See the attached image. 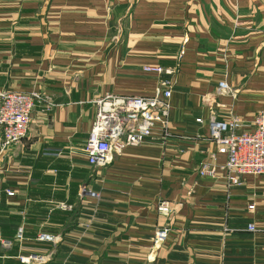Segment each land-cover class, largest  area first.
<instances>
[{
    "label": "crops",
    "instance_id": "1",
    "mask_svg": "<svg viewBox=\"0 0 264 264\" xmlns=\"http://www.w3.org/2000/svg\"><path fill=\"white\" fill-rule=\"evenodd\" d=\"M149 63L177 68L167 131L90 166L95 100L151 95L164 75L145 72ZM222 79L231 93H216ZM0 88L53 103L36 105L26 136L0 152V238L10 242L0 264H264V174L227 187L221 171L198 173L225 161L207 138L211 109L244 128L264 106V0H0Z\"/></svg>",
    "mask_w": 264,
    "mask_h": 264
},
{
    "label": "built area",
    "instance_id": "2",
    "mask_svg": "<svg viewBox=\"0 0 264 264\" xmlns=\"http://www.w3.org/2000/svg\"><path fill=\"white\" fill-rule=\"evenodd\" d=\"M176 67H163L159 64H145L143 70L154 73L159 79L151 95H115L106 94L96 99V112L82 148V155L87 163L95 168L108 165L114 155L122 153L128 145H138L154 133L156 126L167 131L170 111V99L176 73ZM216 93H231L225 80H219ZM212 99V96H210ZM207 104L210 99L203 97ZM42 105L49 110L53 106L50 98L40 91H20L0 88V152L24 138L31 122V113L36 105ZM215 107L223 106L215 103ZM202 123L201 117L195 119ZM207 138L217 146V152L225 155V161L217 164L208 160L200 163L198 173L203 177L218 178V171L223 172L226 186L238 185L243 175L264 174V106L258 109L248 127H242V122L235 116L220 117L215 108L211 109L207 118ZM213 157V155H212ZM8 195L13 192L6 190ZM85 194L97 199L98 193L85 186L81 188ZM60 207L67 209L68 205L61 203ZM254 204L248 205L253 209ZM157 210L163 215L172 211L171 203L161 200ZM246 230L255 232L258 227L254 222L246 224ZM171 231L170 223L157 226L151 238L154 248L160 247ZM18 235H20V230ZM55 236L41 233L39 240L54 241ZM2 246L8 247L10 242L0 238ZM37 256L21 255L22 263L30 264ZM40 258V257H39Z\"/></svg>",
    "mask_w": 264,
    "mask_h": 264
},
{
    "label": "rangeland",
    "instance_id": "3",
    "mask_svg": "<svg viewBox=\"0 0 264 264\" xmlns=\"http://www.w3.org/2000/svg\"><path fill=\"white\" fill-rule=\"evenodd\" d=\"M34 261V260H33Z\"/></svg>",
    "mask_w": 264,
    "mask_h": 264
}]
</instances>
